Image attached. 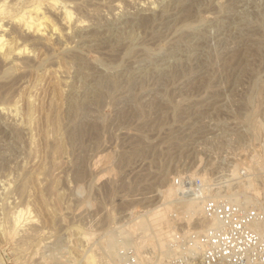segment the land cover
<instances>
[{
    "label": "rangeland",
    "instance_id": "obj_1",
    "mask_svg": "<svg viewBox=\"0 0 264 264\" xmlns=\"http://www.w3.org/2000/svg\"><path fill=\"white\" fill-rule=\"evenodd\" d=\"M52 2L0 0V264H165L184 177L264 197V0Z\"/></svg>",
    "mask_w": 264,
    "mask_h": 264
},
{
    "label": "built area",
    "instance_id": "obj_2",
    "mask_svg": "<svg viewBox=\"0 0 264 264\" xmlns=\"http://www.w3.org/2000/svg\"><path fill=\"white\" fill-rule=\"evenodd\" d=\"M252 177L240 170L243 186ZM205 184L201 178H183L179 183L180 200H203L204 228L195 235H183L176 229L168 239L169 257L165 264H264V197L238 200L228 198L231 183ZM264 190V180L260 185ZM223 190V192H222ZM219 192L218 196L213 194ZM198 244L193 247L194 240ZM124 264L139 262L132 246L123 251Z\"/></svg>",
    "mask_w": 264,
    "mask_h": 264
},
{
    "label": "bare ground",
    "instance_id": "obj_3",
    "mask_svg": "<svg viewBox=\"0 0 264 264\" xmlns=\"http://www.w3.org/2000/svg\"><path fill=\"white\" fill-rule=\"evenodd\" d=\"M54 1H57V0H53ZM52 2V4H54ZM32 7V6H31ZM41 7L39 5H35L33 8H29V10H26L21 16H22V19H23V24L25 27H28V28H31V27H35V30H37L38 32L41 31L44 27V24L48 23L50 18L49 16L45 13V12H41ZM0 11H2L3 13L5 12H8V8L7 6H5L4 4H1L0 5ZM9 13V12H8ZM19 16V15H18ZM72 18V12L70 9L68 8H65L64 10V19L65 20H71ZM21 19V18H20ZM21 19V20H22ZM22 24V23H21ZM23 26V27H24ZM3 39V36L1 35L0 36V41ZM7 51H5V55L6 56H9V55H12L15 51L17 52V50L14 48V46L11 45V43H7ZM3 46L0 44V48H2ZM21 49V48H20ZM19 49V50H20ZM20 52V51H19ZM10 58V57H9ZM248 169H250V167H247ZM239 172L238 168L235 167L233 169V173L234 174H237ZM203 179V177H202ZM248 183H246L245 185H243L244 187L246 188H250V187H253L254 186V180H252V177H248ZM255 189V190H254ZM254 190V193L255 194H260V191L256 188H253ZM231 193L227 194L228 198H231V199H235V200H238L239 198H241L243 195L244 198H247V199H251V198H257V196L253 195V194H250V192L247 190H243V191H239V190H234L233 191L231 190L230 191ZM218 193L219 192H215L213 194L214 197L218 196ZM189 200V199H187ZM186 201V200H185ZM200 203L203 204V200H198V199H190V201H187L184 205V213L187 214V215H193L199 211H202L203 207H202V204L200 205ZM184 204V203H183ZM159 211V210H158ZM157 211V212H158ZM21 213L22 211L19 210L17 211L16 213H13L14 214V217H13V220L12 222H14L15 224L19 223L20 221V217H21ZM159 213V212H158ZM13 216V215H12ZM160 220V219H158ZM156 221V220H155ZM15 226V225H14ZM167 230V229H166ZM165 231V230H164ZM172 232L168 231V232H160L159 233V236L161 238V245L164 246L165 243H166V240H165V236H168V237H171V234ZM169 239V238H168ZM198 241L199 239L196 238L193 242V247H195L197 244H198ZM136 245V244H135ZM135 245H133V248L135 250V253H136V257L138 259L139 262H142L143 264H157V263H153L150 259H146L144 258L143 254L138 251V248L135 247ZM130 247V246H129ZM128 248V247H127ZM138 251V252H137ZM146 252V251H145ZM167 254V253H166ZM153 257V256H152ZM91 259V258H90ZM148 260V261H147ZM150 261V262H149ZM93 263V258L91 260H88V264H92Z\"/></svg>",
    "mask_w": 264,
    "mask_h": 264
}]
</instances>
